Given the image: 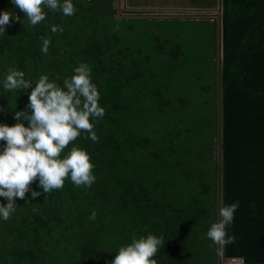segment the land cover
<instances>
[{
    "label": "trees",
    "instance_id": "16d2710c",
    "mask_svg": "<svg viewBox=\"0 0 264 264\" xmlns=\"http://www.w3.org/2000/svg\"><path fill=\"white\" fill-rule=\"evenodd\" d=\"M94 1L72 0V16L45 8L46 19L32 26L11 0H0V12L21 21L0 35V123H16L13 113L31 91L4 89L12 66L33 87L41 74L63 86L87 63L105 110L90 121L98 142L81 132L61 154L85 149L95 182L77 187L69 178L47 194L34 182L41 195L17 198L11 218H0V264H105L133 235L148 233L165 239L157 264H264V0H222L223 11L184 14L185 23L214 26L200 58L185 57L170 38L144 35L159 22L155 14ZM41 36L51 38L47 54ZM237 201L227 228L235 241L213 244L205 234L220 206Z\"/></svg>",
    "mask_w": 264,
    "mask_h": 264
},
{
    "label": "clouds",
    "instance_id": "9594fccd",
    "mask_svg": "<svg viewBox=\"0 0 264 264\" xmlns=\"http://www.w3.org/2000/svg\"><path fill=\"white\" fill-rule=\"evenodd\" d=\"M11 3L32 26L46 19L45 8L53 12L60 10L65 16H72L77 11L72 0H11ZM13 21L21 22L11 11L0 12V35H5L6 27H11ZM49 27L53 34L63 32L59 25ZM40 40L43 41L41 51L47 54L51 38L41 36ZM91 76L92 68L81 62L74 68V74L64 79L63 86L41 74L33 87L32 80L25 79L23 71L15 66L7 69L3 82L6 91L29 88L31 91L25 109L13 113L16 123L11 126L0 123V141L4 142L0 150V197L7 200L6 204H0V218L4 221L16 211L17 198L26 200L28 193L33 199L41 195V191L31 187L36 181L44 194L62 189L69 178L77 187H91L95 182V165L85 149L72 146L61 155L81 132L88 133L86 138L98 142L90 121L102 118L105 110L98 103L100 93ZM238 206V201L220 206L219 219L211 223L205 234L213 244L223 247L235 241L236 237L229 235L227 228L232 224ZM95 218L96 212L92 211L89 219ZM164 243L163 236L152 233L139 238L133 235L131 242L121 245L105 264H157L154 257Z\"/></svg>",
    "mask_w": 264,
    "mask_h": 264
},
{
    "label": "crops",
    "instance_id": "0c3cea01",
    "mask_svg": "<svg viewBox=\"0 0 264 264\" xmlns=\"http://www.w3.org/2000/svg\"><path fill=\"white\" fill-rule=\"evenodd\" d=\"M118 3L120 9L129 14L135 12H144V14L153 13L157 18L165 19L168 17V20L173 22L177 21L176 19H172V16L174 15H194L221 10L223 11L222 0H118ZM162 20L163 19H159L157 21L161 22ZM179 22L183 21L179 20ZM201 30L210 33L212 36V39L208 41V46H205L209 51L211 49L210 47H212L210 46V42H212V40L214 41L215 38L214 33L207 31L205 27ZM199 56L201 55H194V57Z\"/></svg>",
    "mask_w": 264,
    "mask_h": 264
},
{
    "label": "rangeland",
    "instance_id": "374dc122",
    "mask_svg": "<svg viewBox=\"0 0 264 264\" xmlns=\"http://www.w3.org/2000/svg\"><path fill=\"white\" fill-rule=\"evenodd\" d=\"M94 4L97 7H106L109 4V2L108 0H95ZM111 5L113 6V3ZM175 19L177 20L176 22H170L169 20H166V22L164 23L156 22V23H160L159 25L156 24L155 22H152L151 25L143 27V30L146 29V31L147 32L149 31L150 33L149 34L143 33V34L152 36L153 38H160V39L170 38L171 41L172 40L175 41L178 45H180L181 48L183 47V51L186 53L185 57L188 55H201V56L207 55L208 53L205 46L206 45L208 46V41L212 39V36L208 32H199L196 29L197 28L202 29L205 26V29H207V31L210 32V31H214V26L207 24L203 25L199 23L188 24L187 22L186 23L179 22V20L180 21H185V20H181L179 18H175ZM154 20H158V19L154 18ZM191 32L202 35L203 39L190 40L189 38H185V36L191 34Z\"/></svg>",
    "mask_w": 264,
    "mask_h": 264
},
{
    "label": "built area",
    "instance_id": "2783aa9c",
    "mask_svg": "<svg viewBox=\"0 0 264 264\" xmlns=\"http://www.w3.org/2000/svg\"><path fill=\"white\" fill-rule=\"evenodd\" d=\"M178 16H179L178 18L181 19V20H186V19L190 18L189 16H185L184 14H181V15H178ZM195 20L200 21V19H195ZM211 22H215V21L211 20ZM220 262H221L220 264H246L245 260L242 259V258H231V259H223V258H221Z\"/></svg>",
    "mask_w": 264,
    "mask_h": 264
}]
</instances>
